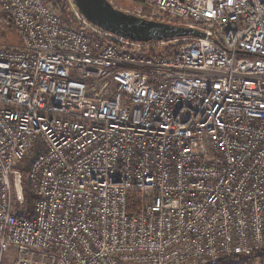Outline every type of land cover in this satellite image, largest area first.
Returning a JSON list of instances; mask_svg holds the SVG:
<instances>
[{
	"label": "built area",
	"instance_id": "2783aa9c",
	"mask_svg": "<svg viewBox=\"0 0 264 264\" xmlns=\"http://www.w3.org/2000/svg\"><path fill=\"white\" fill-rule=\"evenodd\" d=\"M140 1L205 37L135 41L73 2L77 26L50 0H0L20 35L0 45V254L14 264L264 249V0ZM24 160L35 198L19 217Z\"/></svg>",
	"mask_w": 264,
	"mask_h": 264
},
{
	"label": "water",
	"instance_id": "95a60500",
	"mask_svg": "<svg viewBox=\"0 0 264 264\" xmlns=\"http://www.w3.org/2000/svg\"><path fill=\"white\" fill-rule=\"evenodd\" d=\"M85 19L98 28L135 41L166 40L183 37H205L198 29L147 19L124 11L109 0H72Z\"/></svg>",
	"mask_w": 264,
	"mask_h": 264
},
{
	"label": "rangeland",
	"instance_id": "374dc122",
	"mask_svg": "<svg viewBox=\"0 0 264 264\" xmlns=\"http://www.w3.org/2000/svg\"><path fill=\"white\" fill-rule=\"evenodd\" d=\"M68 3V22L69 24L72 22L75 23L77 26V23L73 20L72 16V8L71 3L72 0H66ZM112 4H114L115 7L122 9L127 12H131L137 15L142 16V12L146 9V6L143 3H139L134 0H124L125 2H121L122 0H109ZM74 5V4H73ZM76 6V5H75ZM76 8V7H75ZM77 9V8H76ZM145 12V11H144ZM143 12V13H144ZM3 14V11L0 8V45H5L9 47H18L20 46V35L17 33L18 31L10 25V23L6 20L5 17L1 16ZM22 186L24 187H30L33 189L32 182L28 178H23ZM15 252L14 249L8 248L6 251H4L2 254H0V264H14L15 262ZM31 259L33 260H42V263H46L47 260L45 257L41 256H35L31 255ZM254 264H262L258 260Z\"/></svg>",
	"mask_w": 264,
	"mask_h": 264
},
{
	"label": "trees",
	"instance_id": "16d2710c",
	"mask_svg": "<svg viewBox=\"0 0 264 264\" xmlns=\"http://www.w3.org/2000/svg\"><path fill=\"white\" fill-rule=\"evenodd\" d=\"M137 1L139 3H143L140 0H134ZM121 2H125L124 0H122ZM50 3L52 4L53 10L55 12H57L61 18H63V21L66 23L68 22V3L66 0H50ZM1 16L5 17L6 20L10 23V25L12 27L15 28L14 24H13V20L10 18V16L6 13H3ZM71 24V23H70ZM72 25L75 26V23L72 22ZM16 29V28H15ZM180 47V43L179 44H171L168 46V49L166 50L167 54H170L171 52H174V50H177ZM20 167V170H22L23 172V178L27 177V170H28V163L24 160L21 161L18 165ZM23 181V180H22ZM23 187V186H22ZM24 194L25 195V204H24V209H25V213L24 214H18L19 217H25L27 216L29 213H31L32 211V204L34 201V193H33V189H31L30 187H24ZM261 262L262 264H264V249L248 256V255H241V254H237V255H230V256H226L224 258L219 259L218 261H216V264H254L256 261Z\"/></svg>",
	"mask_w": 264,
	"mask_h": 264
},
{
	"label": "bare ground",
	"instance_id": "6f19581e",
	"mask_svg": "<svg viewBox=\"0 0 264 264\" xmlns=\"http://www.w3.org/2000/svg\"><path fill=\"white\" fill-rule=\"evenodd\" d=\"M78 11V10H77ZM79 12V11H78ZM141 16V15H140ZM168 23V22H167ZM174 24V23H173Z\"/></svg>",
	"mask_w": 264,
	"mask_h": 264
}]
</instances>
